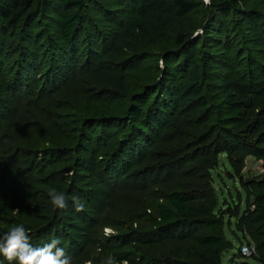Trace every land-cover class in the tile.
Masks as SVG:
<instances>
[{
	"label": "trees",
	"instance_id": "1",
	"mask_svg": "<svg viewBox=\"0 0 264 264\" xmlns=\"http://www.w3.org/2000/svg\"><path fill=\"white\" fill-rule=\"evenodd\" d=\"M252 2L258 6L251 7ZM99 3L101 0H0V130L5 129L4 138L11 133L16 136V157L32 156L37 167L43 164L52 170L42 172L45 177L41 180L51 179L48 192L55 188L64 193L72 207L73 197L80 201L86 197L79 186L87 181L121 184L134 168L139 177L143 173L162 175L160 180L150 177L153 188L147 191L148 181L141 187L140 179L127 180L139 184L142 194L132 203L136 212L143 213L132 220L136 227L133 223L129 228L115 226L118 233L110 238L101 233L97 247L105 260L111 255L118 264L124 260L128 264H223L225 252L234 249L226 234V217L233 208L229 202L224 208L220 205L215 171L222 157L238 174L248 156L264 159V103L259 101H264V88L246 91L250 84L261 85L264 77V36H257L251 26L264 25V0H211V5L203 0H112L109 7ZM201 10L209 14L198 26L178 25ZM91 12L99 14L110 28L99 27ZM49 17L55 19L57 28L47 35L44 27ZM23 20L19 36L25 43L16 50L19 62L13 75L11 69H4L6 42ZM199 27L202 32L194 36ZM39 28L44 36L37 44L32 38L41 32ZM81 41L87 59L79 69L76 58ZM31 45L36 49L31 50ZM94 56L97 62L90 65ZM44 59L47 65L43 66ZM144 61L153 66H143ZM193 63L200 68L197 82L209 94L202 90L204 112L191 117L190 126L178 108L182 89L187 93L188 85L195 83L190 78ZM213 71H227L230 78L246 84L238 86V92L215 99L222 79ZM10 73L12 80L5 82ZM116 77L117 84L111 83ZM233 88L237 86L233 84ZM232 96L239 97L234 115H230ZM34 117L37 124L42 121L47 126L25 131L28 121L22 120ZM235 120L244 123L243 130L255 138L244 142L246 149L229 140L235 136ZM185 124L189 128L184 134L194 138L200 151H208L196 155L195 160L202 163L195 182L188 180L189 172H182L184 163L171 162L174 155L163 158L183 148L177 129ZM176 166L181 167L180 172ZM13 174L20 185L21 171ZM240 185L247 195V208L233 215L237 218L234 234L241 239L239 231L245 232L251 239L240 240L238 254L245 242H254L264 261V177L242 180ZM110 192L119 191L112 186ZM115 197L106 200L108 209L116 206ZM4 201L0 202V235L23 224L31 233L33 246H38L33 235L42 230L58 234L53 205L47 206L43 200L42 206L33 201ZM39 218L43 222L40 229L36 226ZM72 240L69 237V249L74 246ZM8 263L0 254V264Z\"/></svg>",
	"mask_w": 264,
	"mask_h": 264
},
{
	"label": "rangeland",
	"instance_id": "2",
	"mask_svg": "<svg viewBox=\"0 0 264 264\" xmlns=\"http://www.w3.org/2000/svg\"><path fill=\"white\" fill-rule=\"evenodd\" d=\"M111 2L112 0H101V4L100 3L99 4L101 7L102 6L109 7L111 6ZM257 6H258L257 2H252L251 7H257ZM91 14H92L91 16L94 22L98 21L96 22L97 25L99 24V25H102L103 27L106 26L105 23H102V19L99 14H96L93 12H91ZM208 14L209 13L207 10H204V11L201 10L197 13H194L192 16H190L189 17L190 21L187 20L185 22L178 23V25L185 24V25L192 26L197 23V26H198L201 22L204 21L203 19H205L208 16ZM25 22L26 20H23L20 23L18 28L13 29V31H11L10 33V36H13V37H10V38L8 37L7 39L6 48H5V56H4V59L6 60L4 61V69L6 72H8L9 69L12 70L14 66L18 64L19 62V59H18L19 57L16 54V50L17 48L20 49V46L24 45L25 43L23 38L19 36V33L22 31V27L25 25ZM45 22H46L45 27H44L45 30L43 28L44 32H46V34L48 32L54 34L57 28L55 19L53 17H49V19H47ZM251 26H252L253 31L254 29L256 30L257 36L259 37L264 36V25L262 24L258 25L259 27L262 26L260 30L258 29L259 27H257L256 25H251ZM105 28H110V27L107 26ZM38 30L41 31L40 28ZM253 31H252V34H254ZM199 32H202V29L200 27L195 32L194 36L197 35V33ZM42 36H44V34L41 31L38 35L37 34L34 35L32 39L36 40L37 44H39L40 40H42ZM56 43H58V40ZM84 43L83 41H81L78 46L79 49H78L77 58H76L77 59L76 68H79V69L81 66H85L86 59H87L86 58L87 51H86V47ZM252 46L255 47L256 44H252ZM256 48H258V46ZM30 49L35 50L36 48L31 45ZM37 51L39 52V49ZM97 51H99V48L97 49ZM39 54H41V51ZM45 60L46 59H44L42 62L43 66L47 65V61ZM95 62H97V59L94 56V58H92V61L90 62V65ZM158 64L161 67L163 65V62L159 60ZM150 65H151L150 61H144L143 63V66L145 67H148V66L150 67ZM199 69L200 68L196 65V63H193V65H191L190 78L192 79L191 82L195 81V83L193 85L187 84L188 86H190L189 88H187V91L188 92L190 91L191 93L188 94V92L187 93L184 92V89H182L180 93L182 100L180 103V107L178 108V111L181 113L180 114L181 118L182 119L185 118L186 124L189 122L190 126H192L191 125L192 121L190 118L199 114V111L204 112V107L206 104L204 102L205 97L200 96V95L203 93L209 94V91H206L208 89L203 90L202 89L203 84L197 82L200 77ZM114 70L115 71L117 70L116 72L120 71L118 68H115ZM214 72L220 73V76L222 79V81L218 83L220 85L219 87L221 88L218 89L213 94V98L215 99H217L220 96H223L226 93L230 94L234 91L238 92V89H239L238 86L243 88L242 86L246 84V81L244 80L238 79L236 82L235 78L234 79L230 78L229 73L227 71H224V72L213 71L212 73ZM74 73L72 71V75H74ZM12 74L14 75L13 70H12ZM13 75H11V73H10V76L9 74L6 75L7 78L5 82H10L13 78ZM157 76H160L159 72L157 73ZM71 77L72 76L70 75L69 78ZM117 81H119L118 77H116L115 82L111 81V83L117 84ZM260 83L261 85L259 86L250 84L249 88L246 91L248 92L250 88L255 89L256 91L260 90L261 88H264L263 87L264 77L260 79ZM233 84L237 86L235 90L234 88L230 89L231 86H233ZM202 90H203V93H202ZM240 91L246 92L244 91V89ZM231 99L232 100L230 101L231 102L230 115H234L239 107L238 103H236L235 101L236 99H239V97L232 96ZM259 101L264 103V101H261V99H259ZM258 106L259 104L257 103L256 107ZM17 113L18 115H20L19 112ZM35 119L37 118L34 117L33 120L31 121L26 120L25 118L24 120H22L23 123L24 121H28L27 128L25 131H29L31 130V128L32 130L33 129L36 130L40 127L47 126V124L44 125L45 123L42 121H40L37 124V121ZM186 124L184 126L180 125V127L177 129V131L181 132L180 134H182V135L180 134L177 135V137L179 136L178 138H181V146L183 148L173 150L170 154H168L167 156L163 158H168L169 155H172V156L174 155V158L178 159V161L174 159L171 162H173V164H175V162L184 163V164H181L183 165L182 170H185L182 172H189L187 173L189 174L187 176L188 180H191V181L193 180V182H195L197 180V177L200 176L199 167H200V164L202 163L201 161L195 160L196 155L199 154L200 152L203 153L204 151H207V150L203 149L200 151V149H198L199 148L198 144L195 141L193 142L194 138H192L191 135L189 136V135L184 134V131H186V128H189V127H186ZM234 124L235 125L233 129L235 132V136L230 137L229 140L230 142L234 144L237 143L241 145L242 148L243 147L245 148L246 146L244 142H248L246 140L254 141L255 138L253 134H250L247 130H243L245 126L244 123L239 124L238 121L235 120ZM4 130H0V202L1 203L5 202L4 199L8 201L15 199V202H19V203L21 201L23 203H32L31 201H33L34 203L36 202L37 204H39L40 202L42 206L41 200H43L45 205L47 206L52 205L50 197L48 195V189H47L48 188L47 185L51 181V179L48 180L47 178L45 182L41 180V178L45 177L44 175L45 173L51 172L52 170L43 164L37 167L34 163L35 162L34 157L32 156L19 157V158L16 157V150H15L16 147L13 145V143L16 142L15 140L16 136L13 135V133H11L12 135H8L7 138H4V135H5ZM241 138H243L244 141L241 140ZM5 157H8L9 159L5 160ZM245 163L246 164H245L244 169L242 170V173L238 174L232 170L228 160L225 157H222L220 167L217 168L215 171V187L217 190V195L219 197L220 205L221 206L223 205V208H224L226 203L229 202L232 204L231 206L233 208L232 210H230L232 215L226 217V220L228 222L226 234H227L228 239H230L234 243V249H231L225 252V254L223 255V264H264V261L259 256L258 252L253 254V256H249V257L242 256L241 252L240 254H238L240 240L247 241V240H250L251 238L248 237L244 231H243L244 234H242V232L239 231L241 239L238 238L236 234H234L235 230H237V226H236L237 218L233 215H240L243 212V210L247 208V195L242 189L240 182L242 180H248L250 178L264 177V159H260V158L258 159L257 157H254V156H248L245 160ZM180 166H176V172H180L181 170ZM9 167H10L9 169L10 172L7 175L6 170ZM134 169H131L130 172H128L129 174L126 177L124 176L122 178L121 184L116 183L112 185L113 182L112 183L107 182V183H104L103 185L97 181L92 184H90L89 181H87V183L81 184L79 187L81 188L84 196H86L84 199H81L82 200L81 202L85 206L84 210L80 212L76 211V209L71 206L72 205L71 203H68L67 209H64V210L57 209L56 212L52 214L53 215L52 217L59 221L57 224L58 234L54 235V233H52L49 235L46 233L45 230H42L40 233H37L38 236L33 235L34 238L35 237L38 238L37 239L38 246H43L45 243L50 242L52 239H59L61 241L59 246L63 247L65 249L66 254L71 257V264H102V261L105 260L104 259L105 256L102 255V251L100 252L99 251L100 249L97 247V239L101 238L100 237L101 233L104 234V229L108 227L112 229L113 231H115L116 233H118L115 226H118V229H120V227L129 228L132 226V223H133V226L136 227V224H134L133 221L136 219V217H138V215L140 216L143 213L142 210L139 212H136L135 209H133L134 204L132 203L134 200H137L138 194H142L140 192V189L139 190L137 189V188H140L138 187L139 184L135 185L133 182L131 181L128 182L127 180L128 179H140L139 181H140L141 187L145 186L143 182L148 181L147 182L148 187H146V191H147V190H152L153 188L150 177H155L156 178L155 180H160V178L162 177V175H158L157 173L156 175L154 174L152 175L151 173H143V175L139 177L137 172H133ZM16 171H21L20 177L21 175L24 176L23 178L21 177V179L19 178L20 185L17 184L14 179L13 173H16ZM42 172H45V173H42ZM165 173H162L163 176L165 175ZM64 175H65L64 177H67L66 173ZM112 186L117 187V191H119L117 194L116 193H114L113 195L111 194L110 190L112 189ZM19 187H21V189ZM143 188L145 189V187ZM200 191L202 190L199 188V192ZM202 194L203 195L205 194L204 191L202 192ZM110 197L117 198V203H116V206H112L111 208L108 209V207L106 206L108 205V203H106V200L111 199ZM252 207H253L252 202H250V208ZM17 211L18 210L16 209L14 213H17ZM42 211H44V207L40 210L39 214H42L43 213ZM115 211H118V213H116ZM120 213L121 215H119ZM110 224H114V226ZM36 226L39 227V229L43 226V222L42 220H40V218L37 220ZM262 228H264V226H262ZM260 236L262 235L260 234ZM69 237L73 238L72 242L74 246L71 249L68 248ZM251 245L254 248H256L254 242H252Z\"/></svg>",
	"mask_w": 264,
	"mask_h": 264
},
{
	"label": "clouds",
	"instance_id": "3",
	"mask_svg": "<svg viewBox=\"0 0 264 264\" xmlns=\"http://www.w3.org/2000/svg\"><path fill=\"white\" fill-rule=\"evenodd\" d=\"M205 5H211V0H203ZM48 195L54 208L64 210L68 207V198L64 193L58 192L55 188L49 190ZM73 204L76 211H83L84 204L78 197H73ZM117 235L115 231L106 227L104 237L110 238ZM31 233L23 224L11 227L0 235V254L9 264H71V257L60 245L59 239H52L43 246H33ZM102 264H118L116 257L109 255ZM119 264H128L127 260Z\"/></svg>",
	"mask_w": 264,
	"mask_h": 264
},
{
	"label": "built area",
	"instance_id": "4",
	"mask_svg": "<svg viewBox=\"0 0 264 264\" xmlns=\"http://www.w3.org/2000/svg\"><path fill=\"white\" fill-rule=\"evenodd\" d=\"M240 252L242 256H253V254H255L256 248H254L251 244L248 243H244L241 248H240Z\"/></svg>",
	"mask_w": 264,
	"mask_h": 264
}]
</instances>
